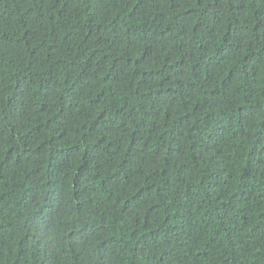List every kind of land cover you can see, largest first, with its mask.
<instances>
[{"label":"trees","instance_id":"1","mask_svg":"<svg viewBox=\"0 0 264 264\" xmlns=\"http://www.w3.org/2000/svg\"><path fill=\"white\" fill-rule=\"evenodd\" d=\"M0 264H264V0H0Z\"/></svg>","mask_w":264,"mask_h":264}]
</instances>
